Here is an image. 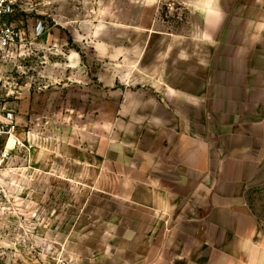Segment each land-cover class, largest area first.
<instances>
[{"label":"rangeland","instance_id":"rangeland-1","mask_svg":"<svg viewBox=\"0 0 264 264\" xmlns=\"http://www.w3.org/2000/svg\"><path fill=\"white\" fill-rule=\"evenodd\" d=\"M195 1L31 0L22 57L0 69V115L16 123L13 145L0 140V264H256L264 254V184L245 195L252 249L204 244L206 213L188 208L204 199L166 186L154 152L163 123L144 116L177 107L163 87L187 68L164 61L163 35L199 32Z\"/></svg>","mask_w":264,"mask_h":264},{"label":"crops","instance_id":"crops-1","mask_svg":"<svg viewBox=\"0 0 264 264\" xmlns=\"http://www.w3.org/2000/svg\"><path fill=\"white\" fill-rule=\"evenodd\" d=\"M192 4L201 15L199 32L163 35L164 61H180L187 68L176 89L163 87V98H174L177 107L159 104L144 116L149 125L163 123L154 152L160 155L166 186L175 188L178 182L193 192L189 196L196 203L199 196L204 199V207L188 206L190 212L206 213L200 240L206 245L238 243L244 252L258 240L245 195L264 184V0ZM199 43L204 60L197 55ZM256 256V264H263L264 254Z\"/></svg>","mask_w":264,"mask_h":264},{"label":"built area","instance_id":"built-area-1","mask_svg":"<svg viewBox=\"0 0 264 264\" xmlns=\"http://www.w3.org/2000/svg\"><path fill=\"white\" fill-rule=\"evenodd\" d=\"M30 3L31 0H0V69L7 61L22 57L27 42L25 31L21 27L24 23L22 15L30 9ZM32 35L33 32L29 37ZM15 129L16 123L11 115H0V140L9 138Z\"/></svg>","mask_w":264,"mask_h":264},{"label":"bare ground","instance_id":"bare-ground-1","mask_svg":"<svg viewBox=\"0 0 264 264\" xmlns=\"http://www.w3.org/2000/svg\"><path fill=\"white\" fill-rule=\"evenodd\" d=\"M13 143H14V137L10 136L6 143V149H9L13 145Z\"/></svg>","mask_w":264,"mask_h":264},{"label":"clouds","instance_id":"clouds-1","mask_svg":"<svg viewBox=\"0 0 264 264\" xmlns=\"http://www.w3.org/2000/svg\"><path fill=\"white\" fill-rule=\"evenodd\" d=\"M217 15L222 20V12H220L219 10H217Z\"/></svg>","mask_w":264,"mask_h":264}]
</instances>
